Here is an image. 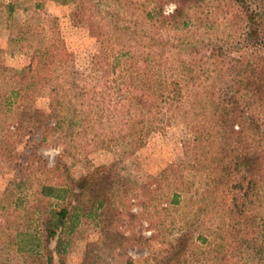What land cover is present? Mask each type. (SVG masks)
I'll return each mask as SVG.
<instances>
[{"label": "rangeland", "instance_id": "374dc122", "mask_svg": "<svg viewBox=\"0 0 264 264\" xmlns=\"http://www.w3.org/2000/svg\"><path fill=\"white\" fill-rule=\"evenodd\" d=\"M81 1L0 0V264H47L21 249L59 230L50 264H233L232 192L203 155L211 141L192 142L212 121L140 107L135 69L107 64L131 46L104 12L126 7L84 0L78 20ZM183 234L186 255L168 260Z\"/></svg>", "mask_w": 264, "mask_h": 264}, {"label": "trees", "instance_id": "16d2710c", "mask_svg": "<svg viewBox=\"0 0 264 264\" xmlns=\"http://www.w3.org/2000/svg\"><path fill=\"white\" fill-rule=\"evenodd\" d=\"M112 1L126 8L109 6L104 18L131 48L119 47L109 68L135 73L142 87L131 98L155 116L179 109L198 115V108L212 121L211 129L194 131L192 142L211 141L203 155L215 160L217 187L232 192L226 205L231 243L220 257L264 264V0ZM165 2L174 3L168 13ZM83 7L84 0L78 20ZM133 48L136 54L124 57ZM51 215L52 230L63 229L66 209ZM186 244L183 234L168 260L185 256Z\"/></svg>", "mask_w": 264, "mask_h": 264}, {"label": "crops", "instance_id": "0c3cea01", "mask_svg": "<svg viewBox=\"0 0 264 264\" xmlns=\"http://www.w3.org/2000/svg\"><path fill=\"white\" fill-rule=\"evenodd\" d=\"M56 230H59V229L56 228L55 231ZM75 230L76 229H74L72 231L74 232ZM55 231H53V233H55ZM58 233H60V230L56 233L57 237L54 240V246L51 247L52 245H50V246L46 245L44 240H42L40 238L39 231H38V233L36 231H34L32 238H34L36 240L37 247L36 248L35 247L34 248L25 247V249L23 248L21 250H23V252H28V253L33 252L37 256H43V255H45L44 253H47L45 255L46 263L50 264V262L48 261V257H50V261L52 263L53 255H56V254L62 255V253L64 252V248L61 245V239H60L61 237H59Z\"/></svg>", "mask_w": 264, "mask_h": 264}]
</instances>
